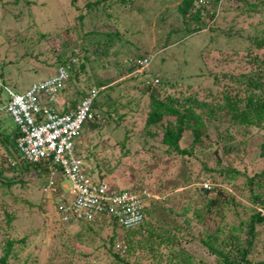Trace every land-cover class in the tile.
<instances>
[{"label": "trees", "instance_id": "1", "mask_svg": "<svg viewBox=\"0 0 264 264\" xmlns=\"http://www.w3.org/2000/svg\"><path fill=\"white\" fill-rule=\"evenodd\" d=\"M6 1L15 6L21 0ZM77 1L68 0L67 2L75 9H79L76 18L80 25L83 23V18L87 16L96 17L100 9L103 13L110 15L107 10V8L112 7L110 0H86L82 4L83 7L77 5ZM129 1L133 3V0ZM165 1L155 0L154 2L162 4ZM230 1L241 3L230 4ZM125 3V0H113V8L115 6L116 8L121 7V4ZM26 4H29L30 7L34 5L32 1L26 2ZM166 10L165 8L164 11ZM226 11L235 12L231 15V19L236 16L235 14H245L249 17L253 14L263 15L264 0H180L178 5H175L174 12L180 18L181 27L175 31L182 33L176 41L184 44L185 38L194 32L221 30L220 17L224 16ZM163 16L164 13H162V18ZM115 17L113 16V32L86 29L80 35L81 43L77 48L78 50L72 49L67 56L57 60L58 66L67 68L68 77L56 90L57 102L55 107L59 111L72 110L82 96L94 92L91 109L97 116L85 121L88 124L86 128H99L106 124L111 118L110 114H113L116 120L120 121L126 113L118 112L117 100L115 98L111 100L109 95L111 91H116L115 87L119 84V80L125 79L133 82L130 87L139 94V99L134 98V101L144 100L142 110H145L143 124L145 133L158 140L161 147L160 155L162 154L167 160L172 161L174 159L176 161L179 159L178 156H185L184 160H188L190 156H193L194 148L206 135L210 123L213 124L216 131L224 129L225 135L220 139L223 142L228 141L229 144L223 145L220 149H215L216 160L214 159L210 166L203 165V171L194 176L191 175L192 172L190 171H180L177 176L168 173L165 176L166 183L160 181L153 184L156 187V192L154 189L149 190L144 179H140V181L128 180L130 185L123 189L109 183V181L114 183L122 180L119 177H114L113 180L110 178L109 181H106L107 177H104V174L98 176L96 171L86 169L83 165L84 155L82 150L78 151L75 142L80 134L81 126L74 139V145L76 155L82 159V169L85 174L93 181H95L93 179L95 175L98 176L100 180L97 181L107 183L112 192H144V194L140 209L141 221L133 226L123 227L113 217L90 222L79 220L83 221L80 224L87 226V229L92 228V224L111 225L112 229L108 235L107 244L101 243L99 247L104 249L102 253L112 256L113 264H136V262H130L128 259L136 247L140 251L142 250L141 256L151 259L152 262L148 264H264V165L260 170L252 173H248L246 168L238 169L228 161H225L223 166H219L220 162H223L224 154H230L235 149L233 146H238L237 143L231 145L230 141L234 138L231 130L235 133L246 134L253 129L259 133L258 129H260L264 133V51L262 56L259 53L255 55L247 53L246 62L255 65L249 66L242 73L227 76L228 80L233 81L234 84L242 83V95L240 88L235 90L231 87L233 90L230 91L227 82V85L220 92L210 86H201L206 91L204 99H199L192 92L186 95L180 93L183 91V82L178 79L171 80L172 78L155 72L151 67L152 62H150L154 52H138V44H135V41L128 37H123L124 34ZM162 18L160 20H163ZM262 22L263 20L259 24ZM41 35L44 36V34ZM252 40L255 50L261 48L264 50V34L255 35ZM112 44L113 64L110 63L107 52ZM159 45L161 47L165 43ZM207 46L209 44H206L205 48ZM136 50L137 52H135ZM72 57L75 58V61L71 60ZM143 58L147 59L146 63L141 61ZM96 62L103 66L106 71L113 69V78H116L117 81L115 80L114 84L108 85L106 79H100L97 77L100 75L93 73L96 77L94 86L84 92L76 91L79 98L75 101L71 97L72 94L66 93V84L76 81L78 73L84 72L86 68L93 70V64ZM117 64L119 68L116 70ZM142 85H144V89L141 88ZM195 85L199 86V84ZM176 86L179 87L177 93L169 91V88H176ZM192 86L193 84L190 82L185 85L188 90ZM2 87L6 93L7 89H10L5 85ZM119 96L120 94L117 95V98ZM40 98L43 104L52 103L48 101V97L45 95H40ZM185 132L190 133L191 139L187 147H180V140ZM19 136L17 126L8 132L0 129V145L7 155V159L4 158L0 165V188L7 189L16 184H22L24 182L23 175L33 170L40 177L39 180L44 179L42 188L48 182L46 180H48L50 161L41 160L32 163L24 160L16 147V140ZM121 146H123L122 143ZM259 146L261 148L260 156L264 161V134ZM16 150L18 155L15 153ZM12 153L19 157V162L12 158ZM6 172H9L10 175H6ZM203 172L209 174H203ZM21 173V177L16 179ZM241 173L245 178L241 186L238 187L235 183L236 177ZM57 182V185L50 186L46 193L56 198L55 209L60 219L59 205L63 202V197L60 196L62 192L59 183L60 178L57 179ZM207 182L209 183L207 184ZM223 185L231 186V189H227ZM162 186L168 191L165 195L161 194L163 192L160 190ZM42 192L44 193L43 190ZM4 195L0 190V203L3 202L2 196ZM21 201L25 200L22 199ZM4 203L0 205V264H31L25 257L22 258L19 252L18 243H23L26 237H20L16 240L8 237V229H11V222L15 213L12 210L8 211L3 205ZM157 209L169 215L170 220L154 218L153 213ZM72 222L62 221L64 224ZM205 223L206 225H204ZM198 225H201V230L198 229ZM194 229L203 235H195L192 231ZM183 232L188 236L185 241L198 239L206 253L212 256V260L196 257L186 251L180 245L183 240ZM120 237L125 243L122 247H115V240ZM80 255L86 256L85 254ZM51 259L52 256H48L47 260L53 264ZM33 260L36 261L37 259L33 258ZM60 262H62L60 264H92L88 260L79 261L76 256L68 257V260L62 259L61 261L60 259Z\"/></svg>", "mask_w": 264, "mask_h": 264}, {"label": "rangeland", "instance_id": "2", "mask_svg": "<svg viewBox=\"0 0 264 264\" xmlns=\"http://www.w3.org/2000/svg\"><path fill=\"white\" fill-rule=\"evenodd\" d=\"M29 1H32L34 5L30 7L29 4H26ZM35 1L21 0L18 5L14 6L6 0H0L1 105L7 98V93L2 85L15 92H24L33 83H38L54 75L58 66L57 60L67 56L72 49L79 48L80 35L84 30L100 29L113 32V16L117 18V23L124 34L123 37H128L138 44V52H154L150 62H152L151 67L155 72L162 73L163 76L172 78L171 80L178 79L183 82L182 90L184 92L180 93L186 95L192 92L199 99H204L206 91L201 86H210L220 92L227 82L230 91L233 90L232 88L235 90L240 88L242 95V83L234 84L233 81L228 80L227 76L242 73L249 66L255 65L246 62L247 53L251 55L259 53L262 56L264 51L262 48L255 50V46L252 45L255 35L264 34V14L259 16L253 14L249 17L242 12V15L235 14L236 16L231 19V15L235 12L226 11L224 16L222 15L223 18L221 16V20L219 19L221 30L194 32L188 35L182 44L176 41L182 32L175 31L181 27V22L174 12L175 5H178L180 0H166L162 4H157L154 2L155 0H133V3L125 0L126 3L121 4V7L118 8L116 6L113 8V0H110L112 7L107 8L110 15L103 13L100 9L98 17L87 16L83 18L81 25L76 18L79 9L68 4V0L63 1L64 8L62 0ZM84 1L86 0H78L76 3L83 7ZM229 3L240 4L241 2L230 1ZM165 8L166 11H164ZM162 13H164L163 18ZM261 20L263 22L259 24ZM259 29L262 32H259ZM161 43H165V45L160 47ZM206 44L209 46L205 48ZM112 51L113 44L107 51L108 59L113 64ZM118 68L117 64L115 69ZM112 70L106 71L96 62L93 64V70L86 68L84 72L78 73L76 81L66 84V93L72 94L71 97L76 101L79 98L76 91L84 92L94 86L96 77L93 73L100 75L97 76L100 79H106V84L112 85L117 81L116 78H113ZM189 82L193 86L188 90L185 85ZM132 83V81L120 79L119 84L115 87L116 91H111L109 95L111 100L114 98L117 100L118 112L126 113L123 118L117 121L115 116L110 114L111 118L106 124L92 129H87L88 124L84 122L80 134L75 140L78 151L82 150L84 155L83 165L86 169L96 171L98 176L104 174V177H107L106 181H109L110 178L113 180L114 177L122 179L114 183L109 181L111 185L125 189L127 185H130V180L144 179L149 190L154 189L156 192V187L153 184L160 181L166 183L165 176L168 173L177 176L180 171H190L194 176L203 171V165L210 166L212 161L216 160L215 149L229 144L228 141L223 142L220 139L225 135L224 129L216 131L213 124L210 123L206 135L194 148L193 156H190L188 160H184L185 156H178L180 160L176 161L174 159L167 160L162 154L160 155L161 147L158 140L145 133L143 126L145 110H142L144 100L134 101V98L139 99V94L130 87ZM195 84H199V86ZM141 88L144 89V85ZM177 88L179 87L169 88V91L177 93ZM119 94L120 96L117 98ZM129 107L130 109H128ZM15 128L16 124L12 118L0 109V129L8 132ZM258 130L259 133L253 129L246 134L235 133L231 130L230 132L234 135L230 141L231 145L237 143L238 146H233L235 149L230 154H224L223 162H220L219 166H223L225 161H228L238 169L246 168L248 173L260 170L264 161L260 156L259 144L264 133L262 130ZM83 132L84 134H82ZM190 139V133L185 132L180 140V147H187ZM15 153L19 154L18 151ZM6 156L0 145V165L4 158L7 159ZM12 158L15 159L13 154ZM5 174L10 175L9 172ZM203 174L209 173L203 172ZM21 175L22 173L16 179ZM58 176L62 192L67 197L70 181L61 175ZM98 176L95 175L92 178L95 181L100 180ZM244 178L242 173L236 177L235 183L238 187L241 186ZM22 179L24 181L22 184H16L7 189L0 188L5 194L2 196V201L5 202L3 205L8 211L12 210L15 213L11 229H8V237L14 240L26 237L23 243H18L22 258L25 257L31 264H50L47 258L52 256L51 262L60 264L62 263L60 259L61 261L62 259L68 260V257L76 256L79 261L88 260L92 264H113L112 256L102 253L104 249L99 247L101 243L107 244V238L112 229L110 224H92V228L87 229V226L80 224L83 221L79 220L69 224L62 223L56 214V198L41 188L44 179L39 180L40 177L34 170L23 175ZM223 186L231 189V186ZM160 190L164 195L168 192L163 186ZM22 199L25 201H21ZM153 217L159 220L161 218L170 220L169 215L158 209L153 213ZM198 227L200 229L201 225ZM192 231L195 235L200 234V231L196 229ZM182 235L183 240L180 245L186 251L196 257L212 260V256L206 253L198 239L185 241L188 236L184 232ZM202 235L200 234V236ZM124 243L120 237L115 240V247H122ZM142 254V250L140 251L136 247L128 259L136 264L152 262L149 257L141 256ZM33 258L37 260L34 261Z\"/></svg>", "mask_w": 264, "mask_h": 264}, {"label": "built area", "instance_id": "3", "mask_svg": "<svg viewBox=\"0 0 264 264\" xmlns=\"http://www.w3.org/2000/svg\"><path fill=\"white\" fill-rule=\"evenodd\" d=\"M71 60L75 61L72 57ZM147 62L146 58L141 60ZM68 77L66 67L59 65L54 75L33 83L24 92L7 89V100L0 109L12 118L20 136L16 147L21 157L29 162L49 160L46 191L57 185L58 175L70 181L69 195L59 205L61 221H94L115 218L123 227L141 221V202L144 192L115 193L103 181H93L82 169V159L75 153L74 139L86 120L97 115L91 109L94 92L82 96L74 109L59 111L56 90ZM40 95L51 104H43ZM58 174V175H57ZM205 185V184H204ZM66 197V198H65Z\"/></svg>", "mask_w": 264, "mask_h": 264}, {"label": "water", "instance_id": "4", "mask_svg": "<svg viewBox=\"0 0 264 264\" xmlns=\"http://www.w3.org/2000/svg\"><path fill=\"white\" fill-rule=\"evenodd\" d=\"M14 156H15V154H14ZM15 160L17 161V162H19V159L15 156Z\"/></svg>", "mask_w": 264, "mask_h": 264}, {"label": "clouds", "instance_id": "5", "mask_svg": "<svg viewBox=\"0 0 264 264\" xmlns=\"http://www.w3.org/2000/svg\"><path fill=\"white\" fill-rule=\"evenodd\" d=\"M0 107H1V106H0ZM12 154L14 155L15 153H12ZM15 156H16V155H15ZM15 156H14V157H15ZM16 157H17V156H16ZM17 158L19 159V157H17ZM15 161H16V160H15Z\"/></svg>", "mask_w": 264, "mask_h": 264}]
</instances>
